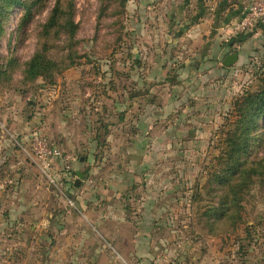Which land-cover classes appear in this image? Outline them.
Here are the masks:
<instances>
[{
	"label": "rangeland",
	"instance_id": "obj_1",
	"mask_svg": "<svg viewBox=\"0 0 264 264\" xmlns=\"http://www.w3.org/2000/svg\"><path fill=\"white\" fill-rule=\"evenodd\" d=\"M17 1L0 23V133L11 148L28 131L24 159L34 134L62 157L44 169L53 184L30 160H0V264H40L47 213L105 209L111 192L109 207L134 224L157 210V236L179 254L192 248L191 264H264V116L236 174L221 173L227 142L243 133L237 105L259 90L264 24L233 34L237 19L213 23L221 0L203 11L197 0ZM38 53L54 71L28 80ZM224 194L226 220L215 214Z\"/></svg>",
	"mask_w": 264,
	"mask_h": 264
},
{
	"label": "crops",
	"instance_id": "obj_2",
	"mask_svg": "<svg viewBox=\"0 0 264 264\" xmlns=\"http://www.w3.org/2000/svg\"><path fill=\"white\" fill-rule=\"evenodd\" d=\"M241 3L246 6L247 0H241ZM232 6L234 9L237 8L236 5ZM238 18L234 17L231 21ZM215 22L213 14V23ZM28 134V131L20 132V135L14 138L17 147L8 148L9 142L3 140V133H0L1 162L4 159L8 160L7 157L10 155L14 156L13 159L17 166H21L24 164L23 161L28 160V158L24 159L18 151L21 148L18 141L22 142L24 136H26V140L25 138L24 140L27 142L29 139ZM17 172L21 182V169H17ZM26 173H29V171ZM79 174L81 175V173L77 174L78 177ZM104 194H107V196L110 194L111 196L104 198L108 201L106 203L109 206L115 205L111 201L116 199L115 196L117 195L113 192ZM88 195L89 193L84 194L81 199L85 198L87 200ZM99 198V196L96 197L97 200ZM89 200L93 201L92 198H89ZM97 204L98 202L90 204L93 208L76 209V212L62 207L63 210H59L56 214L47 213L48 221L41 223L42 231L48 234L46 235L47 239H43L41 245H38L41 253L40 264H179V262L191 264L192 248L179 254L176 252L177 248L173 244L174 241L162 240L161 236H157L156 232H159L160 228L155 229L154 226L157 227V225L153 224V226L150 223L157 216V210L147 211L145 208L141 213L143 218L137 222L135 221L134 224V222H129L126 219L122 208L116 209L114 206H106L105 209L96 208ZM138 213L139 210L135 214L138 215ZM145 214L148 216L147 219L144 216ZM29 244L33 249L35 248L32 241ZM31 260L32 258L30 260L27 258L26 263ZM16 261L20 264L19 259ZM33 262L34 260L31 261V263Z\"/></svg>",
	"mask_w": 264,
	"mask_h": 264
},
{
	"label": "trees",
	"instance_id": "obj_3",
	"mask_svg": "<svg viewBox=\"0 0 264 264\" xmlns=\"http://www.w3.org/2000/svg\"><path fill=\"white\" fill-rule=\"evenodd\" d=\"M185 1L187 2L188 0ZM204 2L205 0H197V10L199 11H203V9L205 10ZM10 5H20V2L17 0H0V23L2 17L4 16V7ZM232 5H236L237 8L234 9ZM245 8L246 6L242 5L241 0H234V1L232 0L230 4H227V0H221L214 11V19L216 20L215 24L218 22L220 24L227 25L232 19H234V17H239V18L242 17L243 13L245 12ZM57 12L58 9L55 10L54 18L50 20L51 24L55 23V16L58 14ZM260 25H258L257 27H259ZM68 30L70 31V34L73 33V30H71L70 27ZM245 38H246L245 36H241L238 39H234V42H243ZM51 66H52L51 62L45 59L41 53H38L27 64L25 70V76H26L25 78H27L28 80L30 79L33 80L36 77L40 76L42 78L47 79L51 76V74L54 71L53 69L54 67L51 68ZM0 74L2 75L5 74V70L0 71ZM258 83H259V87H258L259 90L256 93L249 95L246 94V97H244L239 102L238 105L236 103L237 111L240 113V116H243L242 121L244 127H243L242 135L238 136L240 138L239 139L232 138L229 142H227L226 149L222 154L221 160L224 164V167L222 168L221 173L224 172L228 173L229 176H233L237 172L238 169L237 155L243 150L245 151L247 148V143H248L246 139L247 133L251 131L254 122L259 117L264 116V72L260 73V75L258 76ZM231 204H234V206H236V196H234ZM227 206H228V200L227 199L225 200V194H224V198H222V202H221V208L216 209L217 211L215 214H217V217H223V219L226 220ZM237 220H240V217H238ZM250 242L251 241H249V243Z\"/></svg>",
	"mask_w": 264,
	"mask_h": 264
},
{
	"label": "built area",
	"instance_id": "obj_4",
	"mask_svg": "<svg viewBox=\"0 0 264 264\" xmlns=\"http://www.w3.org/2000/svg\"><path fill=\"white\" fill-rule=\"evenodd\" d=\"M260 24H264V0H247L242 17L233 23V34L252 32ZM25 153L32 163L43 166V173L53 184V179L46 174L44 169L48 170L54 160L62 157L61 151L50 146L42 136L34 134L31 136L30 149Z\"/></svg>",
	"mask_w": 264,
	"mask_h": 264
},
{
	"label": "water",
	"instance_id": "obj_5",
	"mask_svg": "<svg viewBox=\"0 0 264 264\" xmlns=\"http://www.w3.org/2000/svg\"><path fill=\"white\" fill-rule=\"evenodd\" d=\"M238 58L237 54H231V55H227L223 61V65L226 67H229L231 64H233ZM79 177H81V175L79 174ZM75 185L77 186V181L75 183Z\"/></svg>",
	"mask_w": 264,
	"mask_h": 264
}]
</instances>
